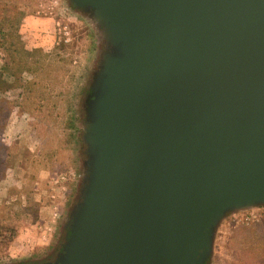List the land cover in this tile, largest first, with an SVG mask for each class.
<instances>
[{
  "label": "water",
  "instance_id": "95a60500",
  "mask_svg": "<svg viewBox=\"0 0 264 264\" xmlns=\"http://www.w3.org/2000/svg\"><path fill=\"white\" fill-rule=\"evenodd\" d=\"M70 1L114 50L58 264H203L225 212L264 204V0Z\"/></svg>",
  "mask_w": 264,
  "mask_h": 264
},
{
  "label": "rangeland",
  "instance_id": "374dc122",
  "mask_svg": "<svg viewBox=\"0 0 264 264\" xmlns=\"http://www.w3.org/2000/svg\"><path fill=\"white\" fill-rule=\"evenodd\" d=\"M0 2L20 3L12 43L34 51L0 50V230L15 231L0 264H58L88 181L91 102L114 49L104 25L70 0ZM203 264H264V204L225 212Z\"/></svg>",
  "mask_w": 264,
  "mask_h": 264
},
{
  "label": "trees",
  "instance_id": "16d2710c",
  "mask_svg": "<svg viewBox=\"0 0 264 264\" xmlns=\"http://www.w3.org/2000/svg\"><path fill=\"white\" fill-rule=\"evenodd\" d=\"M24 18L23 11L20 9V3L8 4V2H0V50L11 51L12 55L17 54L18 51L23 52L26 56L32 55L34 51H28L23 47L21 41L12 43L14 38L19 39L18 28L21 24L22 19ZM15 57H12L14 59ZM26 58H23L25 60ZM22 63V60L19 61ZM24 66H27L26 64ZM6 68V65H3V70ZM25 68V67H24ZM20 70V67L17 66V70ZM2 85L5 82H1ZM3 109L0 107V116ZM75 124L71 125V129H74ZM3 131V130H2ZM0 131V133H2ZM5 167L4 162L0 161V170ZM3 230H0V248L9 246V243L14 237V229L9 227L1 226ZM5 233H9V236H4Z\"/></svg>",
  "mask_w": 264,
  "mask_h": 264
}]
</instances>
